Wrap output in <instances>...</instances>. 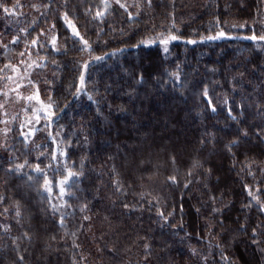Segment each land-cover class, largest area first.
I'll return each mask as SVG.
<instances>
[{
    "label": "trees",
    "instance_id": "16d2710c",
    "mask_svg": "<svg viewBox=\"0 0 264 264\" xmlns=\"http://www.w3.org/2000/svg\"><path fill=\"white\" fill-rule=\"evenodd\" d=\"M262 36L264 0H0V264H264Z\"/></svg>",
    "mask_w": 264,
    "mask_h": 264
},
{
    "label": "rangeland",
    "instance_id": "374dc122",
    "mask_svg": "<svg viewBox=\"0 0 264 264\" xmlns=\"http://www.w3.org/2000/svg\"><path fill=\"white\" fill-rule=\"evenodd\" d=\"M116 3H119L120 5H124L127 6L129 4V2L131 0H113ZM219 34L213 36V37H217ZM229 35V34H228ZM228 35H226V33H223V36H220L217 39H213V40H218L224 37H228ZM169 36H162L159 38H156L154 40H151L150 43L151 44H155L158 43L160 46L161 51L166 54L167 52L164 51V48L167 47V49L169 48V45L174 42L179 40L178 38L175 40H170L168 42L167 45H164L162 43H160V41L162 39H167ZM33 67V66H32ZM32 67H27L29 70H31ZM20 84L17 83V81H15L14 86H13V91L15 94V98H14V103H16V108L18 109H22V108H28L30 110V114H28L27 112H24V114L22 115L21 118V129L22 132L24 134H31L33 131V129L36 127L35 122L39 120V118L43 117V118H48V110L46 108V106L44 105L43 101H41L36 95H29L27 94L25 98L22 97L21 93H20ZM11 96V95H10ZM16 111V110H14ZM15 117H17V113L16 112H12L10 117H4V119L7 121L5 123H9L10 125H12L11 120H13ZM7 125V127H9L10 125ZM31 126V128L29 127Z\"/></svg>",
    "mask_w": 264,
    "mask_h": 264
},
{
    "label": "snow or ice",
    "instance_id": "6c2138e0",
    "mask_svg": "<svg viewBox=\"0 0 264 264\" xmlns=\"http://www.w3.org/2000/svg\"><path fill=\"white\" fill-rule=\"evenodd\" d=\"M120 6H121V7H124V5H120ZM6 11H7V10H6ZM98 15H100V14L98 13ZM64 19L68 22V24H69L70 27H73L74 34H75V35H78V33L75 32L74 26L71 25V21H68L67 16H65ZM220 36H223V32L219 33V35H218L217 37H211V36H210V37H207V39H210V40H211V39H217V38H219ZM175 39H177V37H176L175 35H169V37H168L167 39H162V40L160 41V43H162V44H164V45H167L168 42H169L170 40H175ZM250 39H252V40H256L257 37L253 36V37H250ZM259 39H260V40H264V36L259 37ZM142 43L147 44V43H150V42H142ZM189 43H194V41H189ZM53 44H55V39H53ZM164 51H165V52L168 51L167 47L164 48ZM97 59H101V58H97ZM81 80L83 81V77H81ZM205 96H207V90H205ZM225 103H227V101H225ZM213 111H215L214 108H213ZM230 114H231V113H230ZM19 167H23V166L20 165ZM37 171H39V169H37ZM70 175H71V173H70ZM46 183H47V182H46ZM250 194H251V193H250ZM262 208H264V206H262ZM17 215H19V212H17ZM253 235L255 236V232L253 233ZM225 259H227V258H225Z\"/></svg>",
    "mask_w": 264,
    "mask_h": 264
}]
</instances>
